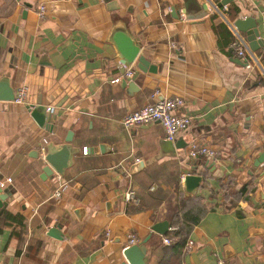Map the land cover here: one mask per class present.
I'll use <instances>...</instances> for the list:
<instances>
[{
	"label": "crops",
	"instance_id": "obj_1",
	"mask_svg": "<svg viewBox=\"0 0 264 264\" xmlns=\"http://www.w3.org/2000/svg\"><path fill=\"white\" fill-rule=\"evenodd\" d=\"M219 1L0 0V80L15 93L29 87L24 104L0 99V181L12 178L0 207V264H125L131 233L152 234L148 264H160L178 239L164 237L186 223L181 264H264V162L253 169L264 151V46L254 50L235 24L255 17L264 40V0ZM204 3L209 10L196 16ZM234 28L261 62L237 54ZM120 39L161 69L136 58L132 76L113 82L127 69ZM175 96L186 100L177 112L193 119L175 140L160 121L123 123L127 112ZM45 137L51 151L70 146L63 173L40 153ZM194 140L217 156H190ZM193 169L203 177L188 191ZM129 189L139 203L126 200ZM161 220L166 234L152 230Z\"/></svg>",
	"mask_w": 264,
	"mask_h": 264
},
{
	"label": "water",
	"instance_id": "obj_2",
	"mask_svg": "<svg viewBox=\"0 0 264 264\" xmlns=\"http://www.w3.org/2000/svg\"><path fill=\"white\" fill-rule=\"evenodd\" d=\"M233 0H221L218 2V6H222L227 4ZM204 10L198 13L196 16L204 15L209 7L207 3H204ZM186 16L192 17L195 15H189L190 13L185 10ZM238 30L247 31V39L251 42L254 50L260 48V46H264V40L261 36V31L259 29L257 20L253 16H247L239 18L236 23ZM121 50L125 55V59L123 60L124 66L130 67L132 66V62L137 58V64L140 68L146 70L149 68L150 70L156 71L161 69V64L151 65L150 61L143 55L139 54V47L135 44L132 45V41L130 40H119ZM131 44L130 46L128 44ZM15 97V91L12 86L9 84L8 79L0 80V99L4 100H13ZM33 116L37 119L38 123L42 126H47L49 123L46 121V113L41 111L39 106H29ZM73 132L70 131L67 136V140H71L72 136H70ZM170 140V139H169ZM171 141V140H170ZM173 141V140H172ZM168 143V142H167ZM174 144V142H172ZM174 146L180 147L179 142H175ZM51 143H49V150L45 156V159L55 167V169L59 173H63L65 168L69 165V158L72 154L71 148L68 144L63 145L60 149L51 151ZM172 151H175L172 149ZM262 162H264V151L255 159L253 164V169H256ZM44 171L49 175L52 174L53 169L50 165H46L44 167ZM201 174H197L196 170H190L188 174L185 176V184L188 191H194L199 185L202 179ZM9 188H1L0 187V207L2 208L5 204V200L10 193ZM56 227H52L50 233L55 235ZM170 229V223L168 220H161L152 225V230L156 231L160 234H166ZM152 234L146 235L140 242L126 245L123 249V253L126 257L125 264H148V252H149V240Z\"/></svg>",
	"mask_w": 264,
	"mask_h": 264
},
{
	"label": "built area",
	"instance_id": "obj_3",
	"mask_svg": "<svg viewBox=\"0 0 264 264\" xmlns=\"http://www.w3.org/2000/svg\"><path fill=\"white\" fill-rule=\"evenodd\" d=\"M45 13H46V5L41 4L39 7V14L41 16H44ZM234 32H235L234 33L235 39L232 45L236 49L237 54L240 57L249 56L250 58L253 59L255 63L261 62V57L259 55H257L256 53L249 52L245 38L242 37V35L239 33V31L236 28H234ZM248 64L250 65V61H248ZM124 73L121 72L116 74L111 80L113 82H118L121 80V78L124 75L131 77L133 74L132 66L127 67ZM28 88L29 87L26 84L19 86L13 100L18 104H24L26 102V97L29 91ZM185 101L186 100L184 97L175 96V97H168V98L156 100L154 102H149L137 109L127 112L122 120L123 123L128 127H135L153 121H160L164 126L166 137L170 140H175L179 136V134H181L183 131H186L190 127L193 121L191 115L187 113L177 112V109L181 105H183ZM262 113L264 117V108ZM48 143L49 140L45 137L43 140V145L40 148V153L42 154L43 157H45L47 154L46 145ZM217 154H218L217 149L207 143H199L194 140L189 145V155L192 157L206 156L208 158H214L217 156ZM11 180H12L11 177H8L6 180H1L0 187L4 188L6 186V183ZM66 183L57 188L55 192L56 197L61 196L64 186L67 185ZM126 200L134 203L140 202L139 196L137 195L136 191L133 189H129L126 192ZM163 240L165 243L172 242V239L167 236H165ZM139 241L140 238L135 233H131L128 238V245L137 243Z\"/></svg>",
	"mask_w": 264,
	"mask_h": 264
},
{
	"label": "trees",
	"instance_id": "obj_4",
	"mask_svg": "<svg viewBox=\"0 0 264 264\" xmlns=\"http://www.w3.org/2000/svg\"><path fill=\"white\" fill-rule=\"evenodd\" d=\"M191 216L186 215V218L189 219ZM190 228L189 224H182L175 231L171 230L168 232V237L175 238L178 237L176 243L171 245L166 249V255L163 258V261L160 264H181L182 263V255L187 246V234ZM187 241V242H186ZM184 264V263H183Z\"/></svg>",
	"mask_w": 264,
	"mask_h": 264
}]
</instances>
